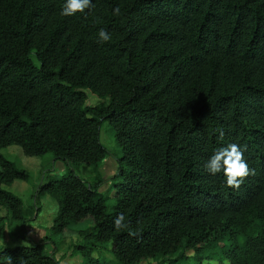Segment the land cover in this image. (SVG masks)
I'll list each match as a JSON object with an SVG mask.
<instances>
[{
    "label": "trees",
    "instance_id": "1",
    "mask_svg": "<svg viewBox=\"0 0 264 264\" xmlns=\"http://www.w3.org/2000/svg\"><path fill=\"white\" fill-rule=\"evenodd\" d=\"M64 2L0 0V239L25 218L4 187L31 177L2 153L18 145L66 166L38 191L59 204L53 229L91 218L84 244L118 264H203L218 247L222 264H264V0H93L71 17ZM106 121L123 150L111 209L102 176L70 168L104 161ZM232 143L250 169L239 187L205 168ZM41 247L0 246V264H61Z\"/></svg>",
    "mask_w": 264,
    "mask_h": 264
},
{
    "label": "rangeland",
    "instance_id": "2",
    "mask_svg": "<svg viewBox=\"0 0 264 264\" xmlns=\"http://www.w3.org/2000/svg\"><path fill=\"white\" fill-rule=\"evenodd\" d=\"M103 99L93 94L88 93L87 105H95L102 102ZM101 142L107 147L108 155L98 168L90 164L74 165L70 168L75 169L76 173L88 181H93L94 176L98 174L102 176L105 183L100 188L101 195L107 197L108 208L111 209L117 199L115 192L117 187L113 185L118 179L113 176L118 173L119 160L123 156V150L119 144L116 134L108 121L104 122L101 129ZM2 153L14 160L19 167L28 170L31 177L28 181L16 180L11 185H4L8 189L17 194L23 200L24 204V221L11 224V231L3 239H0V246L4 247H32L41 244L42 251L45 254L54 255L60 259L61 264H82V250L89 248L94 257H100L112 264H118L111 245L105 248L92 249L85 245L80 232L93 225L91 218H87L80 222L70 225L63 232H56L53 229L54 219L59 211L57 200L50 194H40L38 191L42 183L48 181L49 173L54 175H62L66 171V166L63 164L53 165L50 160L51 155L45 158L40 156H28L18 145H11L2 149ZM62 165L64 170H62ZM5 212H2L1 215ZM83 246V247H81ZM193 251L190 250L189 254ZM194 263L193 259L185 260L182 264ZM139 264H157L153 259L145 260ZM203 264H222L221 256L219 255V247L207 252V257Z\"/></svg>",
    "mask_w": 264,
    "mask_h": 264
},
{
    "label": "clouds",
    "instance_id": "3",
    "mask_svg": "<svg viewBox=\"0 0 264 264\" xmlns=\"http://www.w3.org/2000/svg\"><path fill=\"white\" fill-rule=\"evenodd\" d=\"M94 7L93 0H65L60 15L63 17L74 16L77 12L85 13ZM120 9L117 7L113 11V15H119ZM111 35L105 29L99 30L100 42L107 43L111 40ZM245 149L236 144H229L227 147L220 148L208 159L205 164L206 170L212 174L223 172L226 176V183L229 186L239 187L243 179L250 174L247 160L244 156ZM124 216L121 214L115 221L117 228L125 226L123 224Z\"/></svg>",
    "mask_w": 264,
    "mask_h": 264
},
{
    "label": "crops",
    "instance_id": "4",
    "mask_svg": "<svg viewBox=\"0 0 264 264\" xmlns=\"http://www.w3.org/2000/svg\"><path fill=\"white\" fill-rule=\"evenodd\" d=\"M56 164H60V165H61V164H63V163H60V161H58V162L55 163V165H56ZM64 169H65V168H63V165H62V170H64Z\"/></svg>",
    "mask_w": 264,
    "mask_h": 264
}]
</instances>
